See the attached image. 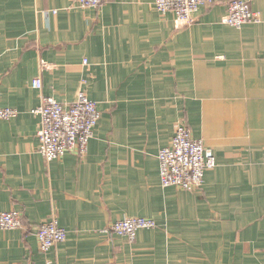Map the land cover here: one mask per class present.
I'll use <instances>...</instances> for the list:
<instances>
[{"label":"crops","instance_id":"crops-1","mask_svg":"<svg viewBox=\"0 0 264 264\" xmlns=\"http://www.w3.org/2000/svg\"><path fill=\"white\" fill-rule=\"evenodd\" d=\"M229 0L189 22L154 0H0V264H264V0L260 21H225ZM41 77V89L32 85ZM85 90L101 117L81 155L38 151L42 94ZM179 123L213 149L195 190L160 180L158 152ZM56 216L66 239L42 250ZM153 217L134 241L102 228Z\"/></svg>","mask_w":264,"mask_h":264},{"label":"built area","instance_id":"built-area-1","mask_svg":"<svg viewBox=\"0 0 264 264\" xmlns=\"http://www.w3.org/2000/svg\"><path fill=\"white\" fill-rule=\"evenodd\" d=\"M80 6H99L105 0H74ZM214 0H154L155 8L162 12L172 11L183 22L193 19L199 6ZM258 11L252 9L248 0H229L227 4L226 23L239 27L246 22L260 21ZM35 88L41 89V77L32 80ZM17 108L0 107V118L16 115ZM40 114L41 126L38 129V151L51 161L68 152L83 155L88 150L89 140L101 117L97 102L90 98L85 90H80L77 98L68 103L59 101L55 96L42 94L40 104L33 109ZM160 180L162 185H177L186 190L199 188L205 179L207 170L216 165L213 149L204 144L202 138L194 137L191 128L179 123L171 142L160 148ZM22 225V214L17 209L0 211V226L4 229L18 228ZM157 225L153 217L125 216L111 219L102 231L108 234L125 235L134 241L141 228ZM36 235L42 250L66 239L67 230L59 223L56 216L41 223Z\"/></svg>","mask_w":264,"mask_h":264}]
</instances>
